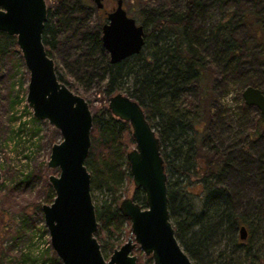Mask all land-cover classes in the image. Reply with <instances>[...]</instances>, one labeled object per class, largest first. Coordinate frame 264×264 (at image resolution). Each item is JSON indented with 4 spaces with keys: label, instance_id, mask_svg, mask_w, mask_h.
<instances>
[{
    "label": "trees",
    "instance_id": "1",
    "mask_svg": "<svg viewBox=\"0 0 264 264\" xmlns=\"http://www.w3.org/2000/svg\"><path fill=\"white\" fill-rule=\"evenodd\" d=\"M226 1L219 0V3L222 5ZM252 1L264 5L263 0ZM203 9L202 0H183V6L180 7L169 3L164 7L152 8L150 17H142L141 25L145 30L142 50L120 62L110 63L101 42L104 20L94 23L89 21L88 0H57L54 5L47 6L42 41L48 56L54 61L58 80L72 90L67 76L55 59L59 37L63 30L69 28L74 37H82L78 49L83 60L79 68L81 79L88 83L94 79L101 81L107 102L111 95L123 92L141 106L160 142L167 176L169 219L177 240L192 263L255 264L254 259H258L264 264V243L260 248L262 254H259L253 252L250 241L240 242V236L239 240L235 235L241 225L247 232L249 229L251 231V223L236 213L232 192L220 183L226 169L223 158L218 155L209 159L202 155L201 142L205 139L212 142L208 121L202 108L194 105L186 96L187 92L195 91L194 88L207 83L210 68L214 69V65L217 67V56H221L226 64L223 70H218L222 90L229 84L241 88L249 85L260 87L247 77L246 71L238 64L241 42L233 36L235 25L230 18L220 22L219 27L225 29V35L220 40L214 61L202 53L193 30ZM240 22L246 27L247 40L254 46L263 47L264 6H254L245 11ZM17 47L15 36L0 31V56ZM231 61L237 62L236 65L229 67ZM260 89L264 93V89ZM244 108L249 109L247 105ZM91 113V144L85 166L90 173L91 194L93 190L104 192L100 205H94L98 222L95 237L101 251H113L114 238L120 236L123 223L128 222L118 209L120 195L117 192L125 177H131L126 153L134 142L129 123L115 118L107 105ZM241 115H245V112ZM259 116L263 121L264 116L261 113ZM255 133L259 135L260 130L243 135L251 138ZM211 148H216V145L212 143ZM40 177L41 174L28 172L9 189V197L23 187L33 186ZM41 180L44 190L42 201L32 203L39 217L33 219L28 214H21L18 219L21 226L16 229L15 238L21 237L22 228L27 226L32 234L38 232L39 236L40 232L44 235L47 231L44 227L41 230L38 228V223L43 222L41 206L50 203L54 193L47 179L42 177ZM133 200L145 207L141 189L137 188ZM0 224L2 239L7 227L4 220ZM223 241L233 244L231 251L227 247L219 249ZM241 247L244 249H239ZM25 259L27 256L20 258L21 261ZM28 260L32 264L60 262L54 251L45 258L40 254L38 258ZM136 264H152V259L148 256L143 259L138 255Z\"/></svg>",
    "mask_w": 264,
    "mask_h": 264
},
{
    "label": "rangeland",
    "instance_id": "2",
    "mask_svg": "<svg viewBox=\"0 0 264 264\" xmlns=\"http://www.w3.org/2000/svg\"><path fill=\"white\" fill-rule=\"evenodd\" d=\"M238 1L227 0L220 5L219 0H202L204 9L193 32L195 38L199 40L202 53L214 61L220 40L225 35V29L219 27L220 22L230 18L235 25L233 36L241 42L238 64L246 71L251 81L264 89V52H261L264 45L254 46L250 40L248 41L246 27L240 22L245 11H249L254 6L262 8L264 5L252 0ZM56 2L57 0H46V5L52 6ZM88 2L89 21L93 23L100 19L105 21L106 14L116 6V0H102L101 9L96 8L93 0ZM169 3L183 6V0H123V7L137 24H142V17H150L152 8L164 7ZM143 11L145 13H142ZM81 43V36L74 37L69 28L63 30L59 37L55 59L63 74L67 76L72 91L84 97L90 111H95L107 105V97L103 92L101 81L94 79L88 83L81 79L79 68L83 60L78 50ZM220 57H215L217 67L214 65V69L210 68L207 83L194 88L195 91L187 92L186 96L194 105L202 108L208 121V132L212 142L206 139L201 142L204 151L202 155L209 159L218 155L223 158L226 169L220 183L232 192L236 213L251 223L253 230H248L245 240L239 239V227L235 235L240 242L250 241L253 252L262 254L260 248L264 243V120L260 119V111L256 107L244 108L245 103L242 98L244 87L229 84L225 90H222L218 70H223L226 64ZM0 63V183L3 184L0 189V221L4 220L7 227L3 238L0 239V264H32L28 258H38L40 254L45 258L53 251L46 226L43 222L38 223V228L41 230L44 227L46 231L44 235L40 232V236L38 232L32 234L28 226L22 228L23 235L19 236L20 238H15V231L21 226L18 220L21 214H28L33 219L39 217L32 203L42 201L44 192L42 177L48 181L49 175L58 174V169L48 168L47 162L52 144L59 142L61 135L46 120L37 121L33 118L32 109L26 102L29 73L19 48L1 54ZM236 63L231 61L229 67H233ZM197 91L201 92L196 94ZM244 112L245 115H241ZM256 129L260 130L259 135L255 133L251 138L243 135L252 134ZM212 143L216 148H211ZM133 147L134 145L131 148ZM215 151L218 152L217 155L214 154ZM1 158L7 166H3ZM30 171L41 174L39 180L33 186L23 187L9 197L8 191L21 178L20 174L24 175ZM136 190L132 177H125L118 188L117 194L120 195L118 205L123 198L134 199ZM91 195L94 205H100L104 192L93 190ZM129 234L128 220L123 223L120 236L114 238V248H119L126 242ZM232 245L223 241L219 249L227 247L228 251H231ZM111 253L112 250L102 251L106 259ZM132 253L141 255L143 259L147 257L138 247L132 250ZM26 256L25 261L20 260L21 257ZM254 262L261 264L262 260L254 259ZM57 264L62 263L60 261Z\"/></svg>",
    "mask_w": 264,
    "mask_h": 264
},
{
    "label": "water",
    "instance_id": "3",
    "mask_svg": "<svg viewBox=\"0 0 264 264\" xmlns=\"http://www.w3.org/2000/svg\"><path fill=\"white\" fill-rule=\"evenodd\" d=\"M96 8L102 0H93ZM47 17L46 0H0V31L16 37L29 73L26 102L33 116L46 120L59 131L61 140L52 144L48 168L58 174L48 176L54 197L42 204L43 221L50 245L62 264H136L132 253L138 247L152 264H193L175 236L167 206V176L155 129L147 121L138 102L123 92L108 98L107 109L131 127L134 147L126 153L133 184L144 193L145 207L130 197L118 206L130 222L126 242L113 249L106 259L95 237L98 222L91 196L90 173L85 159L91 144L92 113L87 100L59 81L55 64L42 41ZM145 30L127 14L123 0L106 14L101 42L110 63L138 54L144 45ZM242 98L264 116V93L246 86ZM1 177V174H0ZM240 239L247 237L239 227Z\"/></svg>",
    "mask_w": 264,
    "mask_h": 264
},
{
    "label": "built area",
    "instance_id": "4",
    "mask_svg": "<svg viewBox=\"0 0 264 264\" xmlns=\"http://www.w3.org/2000/svg\"><path fill=\"white\" fill-rule=\"evenodd\" d=\"M29 107V106H28ZM33 118L35 119V120H37V121H43V120H39V119H36L34 116H33ZM33 136H35V135H33ZM27 159V158H26ZM1 162H2V164H3V166H7V163L4 161V159L3 158H1ZM25 167V166H24ZM27 174V173H26ZM26 174H24V175H26ZM23 174H20V177H23L24 176ZM44 223V222H43Z\"/></svg>",
    "mask_w": 264,
    "mask_h": 264
},
{
    "label": "flooded vegetation",
    "instance_id": "5",
    "mask_svg": "<svg viewBox=\"0 0 264 264\" xmlns=\"http://www.w3.org/2000/svg\"><path fill=\"white\" fill-rule=\"evenodd\" d=\"M47 6V5H46ZM103 8V7H102ZM6 33V32H5Z\"/></svg>",
    "mask_w": 264,
    "mask_h": 264
}]
</instances>
